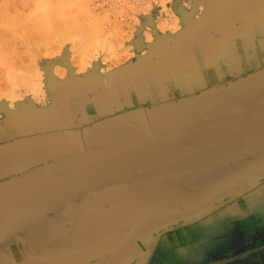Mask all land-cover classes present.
Listing matches in <instances>:
<instances>
[{"label":"crops","instance_id":"0c3cea01","mask_svg":"<svg viewBox=\"0 0 264 264\" xmlns=\"http://www.w3.org/2000/svg\"><path fill=\"white\" fill-rule=\"evenodd\" d=\"M129 56L68 55L43 97L0 103V183L90 148L264 107V0H191ZM0 264H264V151L97 190L0 243Z\"/></svg>","mask_w":264,"mask_h":264},{"label":"water","instance_id":"95a60500","mask_svg":"<svg viewBox=\"0 0 264 264\" xmlns=\"http://www.w3.org/2000/svg\"><path fill=\"white\" fill-rule=\"evenodd\" d=\"M264 151V107L90 148L0 183V243L87 193L193 172Z\"/></svg>","mask_w":264,"mask_h":264},{"label":"rangeland","instance_id":"374dc122","mask_svg":"<svg viewBox=\"0 0 264 264\" xmlns=\"http://www.w3.org/2000/svg\"><path fill=\"white\" fill-rule=\"evenodd\" d=\"M90 3L0 0V103L43 97L51 79L62 77L63 55L81 67L112 66L129 56L131 39L118 27H105Z\"/></svg>","mask_w":264,"mask_h":264},{"label":"built area","instance_id":"2783aa9c","mask_svg":"<svg viewBox=\"0 0 264 264\" xmlns=\"http://www.w3.org/2000/svg\"><path fill=\"white\" fill-rule=\"evenodd\" d=\"M191 0H91L94 15L108 28L118 27L124 37L150 39L161 24L169 23L176 8H187Z\"/></svg>","mask_w":264,"mask_h":264},{"label":"bare ground","instance_id":"6f19581e","mask_svg":"<svg viewBox=\"0 0 264 264\" xmlns=\"http://www.w3.org/2000/svg\"><path fill=\"white\" fill-rule=\"evenodd\" d=\"M12 73V72H11ZM10 73V74H11ZM15 77H17V76H15ZM18 78V77H17ZM19 78H22V77H19ZM24 81V78L23 79H20V81ZM34 82V81H33ZM29 83V82H28ZM30 83H31V85H32V80L30 81ZM35 83V82H34ZM30 85V86H31ZM36 85V84H35ZM37 86V85H36ZM31 88V87H30ZM35 88V87H34ZM12 100V99H11ZM10 190H12V188H5V189H1L0 190V198L2 197V196H4L6 193H8Z\"/></svg>","mask_w":264,"mask_h":264}]
</instances>
